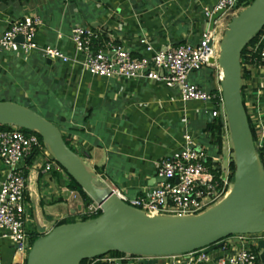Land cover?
I'll use <instances>...</instances> for the list:
<instances>
[{
	"label": "crops",
	"instance_id": "1",
	"mask_svg": "<svg viewBox=\"0 0 264 264\" xmlns=\"http://www.w3.org/2000/svg\"><path fill=\"white\" fill-rule=\"evenodd\" d=\"M218 0H7L0 2V36L9 23L28 14L42 20L35 41L39 46L58 48L70 62L50 61L38 53L23 58L16 52L0 51V76H11L19 89L23 106L45 110V119L56 122L72 149L96 174L104 186L133 199L151 188L155 181L154 163L181 149L182 135L188 132L209 157L216 156L208 125L210 107L198 102L182 103L175 90L162 83L144 79H106L84 72L70 40L74 26L104 31L107 40L125 46L135 56H142L140 39L155 50L195 43L210 29L203 8L212 9ZM228 15L212 28L220 39ZM210 29V30H212ZM4 54V55H2ZM250 78L245 81V108L253 120L264 123V68L251 62L245 65ZM192 73L189 81L207 91L218 88L216 67ZM34 72L35 79L30 78ZM6 75V76H5ZM17 78V79H16ZM44 89V99L33 100L29 92ZM36 93V91H35ZM16 103V102H15ZM19 104V103H18ZM22 105V104H21ZM36 111V110H35ZM220 122V121H219ZM222 137V135H221ZM223 138V137H222ZM223 142V141H222ZM37 156L24 163L26 189L24 198L26 231L42 236L64 221L65 212L74 214L67 194L69 179L63 171L40 169ZM3 166L0 162V181ZM30 229V230H29ZM40 234V235H39ZM258 239L251 237L248 247L262 253ZM234 237L224 240V247L207 253L200 264H226L239 249ZM247 246V245H246ZM16 250L0 239V264H13ZM136 263V260H135ZM189 255L162 257L157 264H189ZM260 264V263H258Z\"/></svg>",
	"mask_w": 264,
	"mask_h": 264
},
{
	"label": "built area",
	"instance_id": "2",
	"mask_svg": "<svg viewBox=\"0 0 264 264\" xmlns=\"http://www.w3.org/2000/svg\"><path fill=\"white\" fill-rule=\"evenodd\" d=\"M237 1L218 0L212 9L203 8V14L208 19L219 11L223 12L220 18L233 15L238 11L234 10ZM42 24L41 18L36 14H28L9 23L0 36V51L16 52L23 58L31 53H38L51 62H70L69 57L58 48L48 45L41 47L36 43L35 37ZM101 35H105L104 31L79 25L71 30L70 40L75 51L82 55L79 64L84 72L106 79H144L162 83L166 88L175 90L182 103L198 102L209 106L214 120L223 118L222 137L225 135L227 120L220 86L214 91H207L189 81L192 73L211 67L218 70L217 84L222 79L221 69L216 62L220 39L213 29L203 32L195 43L185 42L159 50H155L146 39H140L144 53L142 56H135L131 50L114 40L100 42ZM17 37H21L22 42H16ZM260 44L264 45V31L259 35L255 48ZM248 62L264 68V48L258 53L256 62ZM254 130V147L264 171V123L259 119L254 121ZM42 145L35 134H25L18 128L0 131V162L3 166L0 181V239L10 241L15 250L21 252L20 264H23L28 245L24 207V163L41 150L46 160L40 169L43 172L52 169L62 171ZM231 154L233 155L232 146H223V157L220 159H225L226 164L218 166L216 163L220 159L209 157L205 149L185 132L182 135L181 149L154 163L155 181L151 188L133 199L125 198L116 190L114 192L122 201L148 216L199 215L228 195L233 182L229 170V164L233 162L229 157ZM70 193L73 194L72 191ZM98 213H101L100 206L92 202L85 208L82 216L92 217ZM251 237L264 240V232L234 236L236 244L241 246L229 257L226 264H258V253L246 246ZM187 255L192 259L189 264L208 261L202 250ZM139 259L103 255L91 259L89 264H134Z\"/></svg>",
	"mask_w": 264,
	"mask_h": 264
},
{
	"label": "water",
	"instance_id": "3",
	"mask_svg": "<svg viewBox=\"0 0 264 264\" xmlns=\"http://www.w3.org/2000/svg\"><path fill=\"white\" fill-rule=\"evenodd\" d=\"M222 13L210 17V29ZM263 27L264 0H253L229 19L220 37L216 62L222 73L219 86L232 144L233 182L222 201L199 215L148 216L128 205L112 188L98 182L96 174L65 144L56 125L26 106L0 101V125L37 133L53 160L101 208L96 218L43 230L32 243L26 264H79L109 252L138 256L139 264H157L162 257L199 250L210 253L223 248L230 236L263 233L264 171L241 96V53ZM15 41L20 43L22 38ZM207 117L214 121L210 112ZM219 121L223 124L222 117ZM258 244L262 248L259 259L264 261V240ZM20 263L21 252L16 251L13 264Z\"/></svg>",
	"mask_w": 264,
	"mask_h": 264
},
{
	"label": "trees",
	"instance_id": "4",
	"mask_svg": "<svg viewBox=\"0 0 264 264\" xmlns=\"http://www.w3.org/2000/svg\"><path fill=\"white\" fill-rule=\"evenodd\" d=\"M252 1L253 0H238L236 6L234 7V10L236 11V10L245 8ZM0 2H7V0H0ZM263 31H264V27L255 37H253L252 40L249 41V43L243 48L242 53H241V80H242L241 96H242L243 104H244V101H245V90H246V85H245L244 82L247 81L250 78V76H249L250 73H249L248 70H246L245 63L247 64V62L249 60H252V61L256 62V60L258 59V53L260 52V50L262 48H264V45L260 44L257 48H255V46H256V44L258 42L259 35ZM106 41H107L106 36L105 35H101L100 42H106ZM2 55H4V54H2ZM3 79H5V77L1 78V76H0V85H2V83L4 82ZM8 90H11L12 95L9 96V97H2V98H0V101H10V102H16V103L24 105L22 103V99H21V95H20L19 89L15 88L14 85L12 83H10V87L8 88ZM244 106H245V104H244ZM26 107H28V108L32 109L33 111H35L32 106L28 105ZM247 116H248V114H247ZM48 121H50V120H48ZM248 121H249V125H250V130H251V133H252V139H253V142H255L256 141V133H255V130H254V126L252 125V123H251V121L249 119V116H248ZM11 129H12L11 126H2V125H0V131L11 130ZM21 131H23L25 134H35L38 137V139L40 141V144L42 145V140H41L40 136L37 133L32 132V131H28V130H24V129H21ZM208 132L211 135L212 147L215 149V153L214 154L216 156L217 155L220 156L221 153H222V137H221V135H222V125L219 122V119L216 120L215 122H212L210 125H208ZM62 138H63L65 144L72 151H74L72 149V147L70 146V143H69L68 139L65 136H63V135H62ZM209 161H211V160H209ZM216 164H218V163H216ZM218 166H219V164H218ZM60 168L66 174V176L69 179V184H68L69 190L72 191V192H75L77 194V196L79 197V199L82 202V205L84 207H87L89 204H91L93 201L85 194V192L81 189V187L79 185H77V183L66 173V171L61 166H60ZM229 170H230V176H231V178H233V172H234V164H233V162H230ZM99 215H100V213H98L97 215L92 216V217L81 216L82 217L81 221H86V220H89V219H93V218H96ZM67 223H69V222L60 221L55 226L62 225V224H67ZM70 223H73V222H70ZM230 237H232V236H230ZM230 237H228V238H230ZM37 238H38V236L36 238H34L30 243H33ZM252 250L254 252H257V250L254 249V248H252ZM106 255H110V256H112L114 258L122 257V256L138 258V256L127 255V254L120 253V252H109ZM90 261H91V259H86V260L81 261L79 264H89ZM258 263L264 264V261H261L259 259ZM134 264H139V263L136 262Z\"/></svg>",
	"mask_w": 264,
	"mask_h": 264
},
{
	"label": "rangeland",
	"instance_id": "5",
	"mask_svg": "<svg viewBox=\"0 0 264 264\" xmlns=\"http://www.w3.org/2000/svg\"><path fill=\"white\" fill-rule=\"evenodd\" d=\"M239 10H241V9H239ZM238 11L234 12L232 16L236 15L238 13ZM231 17H228V21H229V19ZM206 71L207 70L205 68H203L200 72H201V74L202 73L204 74ZM30 73H31L30 78L35 79V77H36L35 73L34 72H30ZM10 78H11V76L5 77V79H3L4 82L2 83V85H0V98H2V97H9V96L12 95L11 90H8V88L10 87V83H11L10 81H8V80H10ZM36 88H37V90H33V91H31V92L28 93L29 94V98H30L31 101H33V100H39V99H44V95H45L44 89H42L40 87H36ZM35 91H36V93H35ZM29 106H32V105L30 104ZM34 110H36V112L38 114H40L41 116H43V117L47 115L46 112H45V110L38 108V106H37L36 109L34 108ZM249 119H250V116H249ZM216 120H218V119H216ZM251 120H253L252 117H251L250 121ZM52 123L54 125H56V122H52ZM252 125L254 126V122H252ZM222 141H223V146L224 147L229 146V148H231L232 145H231L230 134H229V130H228V124H227V132L225 133V135H223ZM44 148H45V146H44ZM37 155H39V156L36 158V160H38V161L41 160L42 161L41 162V166H43V162L46 160V157L44 156V154L42 153L41 150L35 154V156H37ZM229 157L231 158V160H233V155L232 154ZM218 164L219 165H222V166H225V164H226L225 159H220L218 161ZM70 192H71L70 190L67 191V194H68V196L70 198V201L72 203V208L75 209L78 205L81 206V208L78 209V210L75 209L76 211H75L74 214H72V213H69L68 214L67 212H65V219H64V221L69 222V223L70 222H78V221H81V219H82V217H81L82 216V213L84 212V210H85L86 207H84L82 205V202L80 201L79 197L77 196V194L75 192H73V194L70 193ZM24 198H25V192H24ZM37 236H38V234L37 235H32L30 233H27V239H28L27 240V243H28V245H27V247L25 249V256L23 257V264H26V256H27L28 251H29V249H30V247L32 245V243H30V242L34 238H36ZM232 237H234V236H232ZM247 246H248V244H247Z\"/></svg>",
	"mask_w": 264,
	"mask_h": 264
}]
</instances>
